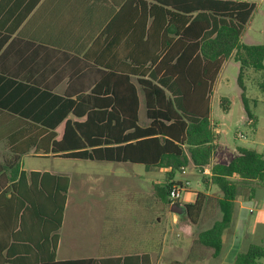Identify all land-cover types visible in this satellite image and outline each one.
I'll return each instance as SVG.
<instances>
[{
  "label": "trees",
  "instance_id": "16d2710c",
  "mask_svg": "<svg viewBox=\"0 0 264 264\" xmlns=\"http://www.w3.org/2000/svg\"><path fill=\"white\" fill-rule=\"evenodd\" d=\"M113 5L119 11L114 12L104 35L112 37V26L118 33L108 49L118 47V55L123 57L120 64L98 65L103 69L96 74L70 77L73 84L81 81V91L47 93L54 122L40 126L25 123L10 142L34 147L35 139L24 138L30 136L28 127H39L51 130L50 151L62 158L169 168L165 208L170 204L171 187L181 184L173 181L175 173L190 165L203 172L211 162L217 139L210 121L211 94L223 64L234 55L240 64L241 87L246 69L264 70V44L241 43L256 4L246 0H119ZM127 60L128 64L123 63ZM260 87L264 99V79ZM140 96L148 120L144 127L139 125ZM242 99L252 118L246 98ZM227 103V98L221 99L222 106ZM71 115L75 120L69 119ZM63 122L64 134L57 140L54 130ZM17 154L11 161L0 163V184L11 182L6 189L0 186V226L15 239L14 230L25 228L26 221H43V228L53 232L57 244L68 179L32 173L34 181H40V189L37 192L34 186L26 187V173L8 172L24 153ZM211 174L210 181L222 197L213 199L198 192L195 202L186 207L187 218L195 224L204 206L216 200L221 218L199 233L198 243L212 249L217 258L223 251V234L233 221L241 187L246 182L264 186V155L239 148L228 163L214 164ZM50 179H62L64 186H57L53 193L45 186ZM208 180L204 178V182ZM263 259L264 247L252 244L237 254L234 264H262ZM144 260L148 264L149 257Z\"/></svg>",
  "mask_w": 264,
  "mask_h": 264
},
{
  "label": "crops",
  "instance_id": "0c3cea01",
  "mask_svg": "<svg viewBox=\"0 0 264 264\" xmlns=\"http://www.w3.org/2000/svg\"><path fill=\"white\" fill-rule=\"evenodd\" d=\"M114 1L119 2V0H0V163L5 164L18 155L17 153H24L18 163L7 169L9 173L11 170L18 171L19 174L26 173V187L34 186L37 192L41 184L39 180L34 181L32 173H49L52 176L64 177L69 183L57 244L53 232L43 228V221L35 224L26 221L25 228L14 230L15 239L6 228L0 226V264H142V262L145 264L146 256L149 257L148 264H170L173 261L184 264H234L237 254L246 251L250 245L264 247L263 185L246 182L241 187L235 201L233 221L223 234V251L216 258L212 249L198 243L199 233L211 228L214 222L221 218L216 200L204 206L195 224L191 223L186 215H180L172 208L176 204L187 206L194 203L197 191L187 188L191 194L186 201L181 199L165 205L167 218H172L176 225L182 226L187 236L185 241H169L165 229H158L153 224L150 212L152 208L147 207V204L149 206L151 204V191L148 196L142 198V202L127 198L121 203L108 201L109 206L104 208L97 198L88 199V196L97 193L96 186H101L104 176L92 174V170L86 169L82 170L78 178L82 195L88 200H84L80 211L69 216V196L77 176L73 172H56L35 164L26 168L24 160L26 157L47 162L55 159H76L62 158L50 151L51 130L28 127L30 136L24 139H35L37 142L34 147L29 148V144L10 142L14 133L24 129L25 123L40 126L54 122L53 104L47 93L62 95L66 91H81L84 88L81 81L73 84L70 77L96 74L103 69L98 65L117 66L123 60V57L118 55V47L108 49L109 42L110 44L113 42L111 40L113 35L115 37L118 35L113 26L112 37L104 35L114 12L119 11L118 6L114 7ZM123 63L128 64L129 61ZM28 92H33L34 95L26 97ZM221 99L219 108L227 116L232 114L234 102L227 98L229 103L222 106ZM141 100L143 99L140 96L139 125L144 127L148 120L146 109V119L141 120ZM243 107L245 109L244 103ZM20 113L32 117H21ZM69 119L75 120L72 115ZM210 121L216 135L212 94ZM243 122L251 129L255 140H247L244 134H240L239 137L246 139L250 147L220 148L216 135L215 151L210 164L203 172L193 165L179 171L183 174L191 167L193 174L201 173V181L206 186L204 193L213 199L222 197V194L218 195L215 191L218 189L217 186L210 181L211 167L214 164L228 163L237 155L239 148H249L264 155V120L253 114L252 118L246 115ZM64 129L65 122L54 130L57 140L63 137ZM15 146L21 149H14ZM116 164L127 166L126 168H132L129 166L141 168L144 172L138 176L139 178L148 176L152 179L159 169L158 172L164 173L167 179V173L170 171L169 168H147L143 164ZM117 177L123 178L121 174ZM207 177L208 182H204V178ZM173 181L178 182L174 178ZM10 184L8 181L0 186L6 189ZM45 186L55 193L57 186H64V181L50 179L46 181ZM120 204L129 206L121 207ZM160 218L157 220L159 224ZM201 220L208 221L207 227L197 229ZM211 220L212 224L208 225ZM181 236L182 234L177 233V238Z\"/></svg>",
  "mask_w": 264,
  "mask_h": 264
},
{
  "label": "rangeland",
  "instance_id": "374dc122",
  "mask_svg": "<svg viewBox=\"0 0 264 264\" xmlns=\"http://www.w3.org/2000/svg\"><path fill=\"white\" fill-rule=\"evenodd\" d=\"M246 1L254 2L256 8L249 23L245 27L241 42L244 44H264V0ZM239 72L240 64L236 62L234 56H231L225 62L213 89L212 103L215 114L216 135L218 137L220 148L228 146L250 147L251 145L246 143V139L249 141L255 140L253 132L243 122L247 113L243 107L242 96L246 98L248 111L264 120V100L263 92L260 87V83L264 79V70L256 71L254 69H246L242 79L243 88L238 83ZM222 97L229 98L234 102L233 112L228 116L219 108L220 99ZM215 111L217 112L215 113ZM140 116L142 121L146 119L143 100H141ZM240 134H244L246 139L240 138ZM24 163L26 168L35 164L40 168H48L50 170H55L56 172H73L77 176L74 182L73 191L69 196V216L72 213L80 211V207L84 200L90 198H97L104 208H107L109 206L107 203L108 201L121 203L126 201L125 199L127 198H132L135 201L142 202V198L148 196L151 191L152 200L150 206L147 204V207H150V209L152 208L150 212L152 214L153 224L158 229H165L169 241L186 240L187 236L183 227L176 225L172 218H167L168 213L164 208V203L167 201V193L164 189L166 179L164 173L158 172V168L156 174L150 179L148 176H145V178H139L138 176L143 174L144 171L137 166H129L132 168H126L127 166L116 163L61 159L47 162L46 160L32 159L31 157H26ZM86 169L92 170V174H101L104 176V182L101 186H96L97 193L93 196H88V199H85L82 195L83 192L80 189L79 184L80 178H78L79 175L82 174V170ZM193 173V169L189 167L183 174L177 171L174 179L182 184L188 182V189L190 188L199 193L206 192V186L201 181V173ZM118 174H121L123 178L117 177ZM215 191L218 195H221L219 189H216ZM190 194L191 193L186 189L183 192L181 199L186 201ZM123 206L129 205L122 204L121 207ZM159 218L160 224L157 221ZM207 222V220H201L197 229L206 228ZM211 224L212 220L208 225ZM177 233L182 234V236L177 238ZM261 262L264 264V259Z\"/></svg>",
  "mask_w": 264,
  "mask_h": 264
},
{
  "label": "built area",
  "instance_id": "2783aa9c",
  "mask_svg": "<svg viewBox=\"0 0 264 264\" xmlns=\"http://www.w3.org/2000/svg\"><path fill=\"white\" fill-rule=\"evenodd\" d=\"M183 169V168H182ZM188 182L186 184H174L169 193L170 204L176 203L181 200L183 192L187 189Z\"/></svg>",
  "mask_w": 264,
  "mask_h": 264
},
{
  "label": "water",
  "instance_id": "95a60500",
  "mask_svg": "<svg viewBox=\"0 0 264 264\" xmlns=\"http://www.w3.org/2000/svg\"><path fill=\"white\" fill-rule=\"evenodd\" d=\"M172 210H177L178 214L188 216L189 211L186 206H181L180 204H176L173 206Z\"/></svg>",
  "mask_w": 264,
  "mask_h": 264
}]
</instances>
